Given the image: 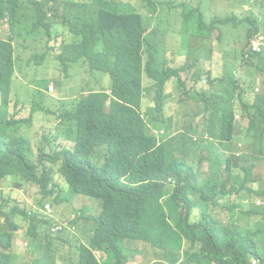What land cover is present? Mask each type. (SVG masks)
<instances>
[{
    "label": "clouds",
    "instance_id": "obj_1",
    "mask_svg": "<svg viewBox=\"0 0 264 264\" xmlns=\"http://www.w3.org/2000/svg\"><path fill=\"white\" fill-rule=\"evenodd\" d=\"M93 1L0 2L6 16L0 22V43H4L0 44L3 48L0 62L2 59L9 61L4 76L12 81L9 103H1L0 93V108L8 110L9 116L16 120L23 119L22 126L15 130L6 126L0 117V147L16 148L18 139L15 137L27 134L36 139L34 143L38 149L45 138L60 134V143L50 155L61 148L68 153L65 165L62 161L49 162L42 178L24 182L21 178L25 172L8 170L0 159V254L11 245V254L21 262L30 261V258L33 262L31 250H34L35 235L50 229L60 238L53 241V251L48 256L51 260L47 264H82L80 245L97 264H197L205 253L208 256L215 253L219 233L206 216L209 211L213 213V208L190 210L175 202L173 197L182 190L180 180L176 176L162 180L152 161L147 164L141 154L127 157L123 148L131 135L138 134L147 140L148 148L142 154L158 155V150L160 156L170 154L162 146L164 143L175 153L172 157H178L177 137L181 135L197 150L193 154L187 152L188 158L200 165L198 183L210 194L218 184L210 178V165L214 163L206 155L217 146L236 159L240 179L246 177L243 180L245 191L241 195L233 192L229 204L239 207L248 199L246 203L251 201L264 208V60L258 59L264 55V0H153L155 8L148 10L141 0H135L133 6H127L129 10L123 12L118 3L101 8L94 5L91 18L78 30L71 23L78 12L75 5L88 6ZM40 12L43 15L35 18ZM133 13L142 16L147 30L127 21ZM117 14H122L123 20ZM178 18L182 30L169 36L172 47L159 62L165 67L160 68L146 53L148 47L144 45L140 50L138 46L145 43L152 31L161 32L168 21ZM53 19V31L61 38L51 42L50 49L46 35L37 36V42H33L27 31L22 30L24 24ZM112 19L117 21L114 27L95 31L88 28ZM186 19L188 29L183 25ZM201 23L214 30L210 38H205V47L213 42L210 55L200 50L205 37L199 30ZM157 24L161 28H157ZM131 26L143 30V34L130 29ZM84 29L88 32H83ZM197 35H201L200 38ZM6 43H11V50ZM234 50L243 55L237 57L238 70L228 76L226 68L233 67L227 65L223 57ZM196 60L197 66L184 69L187 63ZM203 62H211L213 66L207 69ZM18 64L33 67L30 70L25 67L23 71L28 72H21ZM44 68L46 72L42 74ZM19 75L24 76L27 83H23ZM123 78L130 80L128 87L136 85L131 82L137 80L140 97L121 100L124 106L115 110L110 96L116 95L115 81ZM102 96L109 97L106 105L115 116L128 113L123 132L114 133L103 142L93 139L78 146L75 128L66 124L65 105L86 99L87 104L94 106L97 100L101 102ZM33 102L39 104L40 111L33 113L31 122H26L21 114H28ZM23 107L26 108L24 112ZM42 113L56 122L36 126L34 119ZM162 119L166 121L164 126L160 122ZM67 131L72 134L65 136ZM126 160L131 161L136 170L111 184L116 169ZM215 165L220 169L219 185L233 178L241 187L233 176L234 171L226 172L227 166L220 159ZM77 187H84L86 192H76ZM100 188L104 190V197L98 199L95 193ZM215 197L218 201L219 197ZM120 200L140 207L145 218L164 212L169 227L149 239L121 234L98 247L91 238L96 228L109 232L102 221L105 205L115 214ZM156 207L160 210L154 213ZM144 208L149 213L144 212ZM225 211L226 214L220 215L223 222L237 219L233 211ZM259 219L263 232L264 213ZM157 236L163 239L162 244ZM73 241L77 257L66 259L58 245ZM15 248L19 253L13 252ZM261 249L264 250V246ZM248 264H264V256L249 258Z\"/></svg>",
    "mask_w": 264,
    "mask_h": 264
},
{
    "label": "trees",
    "instance_id": "obj_2",
    "mask_svg": "<svg viewBox=\"0 0 264 264\" xmlns=\"http://www.w3.org/2000/svg\"><path fill=\"white\" fill-rule=\"evenodd\" d=\"M135 0H94L91 5H75L78 8V12L73 16V21H71L73 26H76L79 30L84 23L89 21L91 15L93 14V6L96 5L98 8L104 7L105 5H110L113 3H118V7L123 11H128V7H132V3ZM145 5V9L148 10L150 7L155 8L153 0H141ZM3 3V0H0ZM89 8V9H88ZM88 9V10H87ZM87 10V11H86ZM121 12V11H119ZM43 15L42 12L35 15V18H40ZM123 20L122 14H117ZM3 15L1 3H0V22L5 19ZM53 20H44L41 22L34 23L33 25L24 24L22 30L27 31L28 35L33 39V42H37V36L46 35L48 38L46 40L47 47L50 49L49 44L55 40L61 38L53 31ZM127 21L137 23L143 30L148 29V25L144 24L143 18L140 15H129ZM117 21L104 20L98 26H89V29L98 30L107 27L116 26ZM183 25L185 29H188V21L183 20ZM130 29H136L133 26ZM74 30V29H72ZM143 34V30L136 29ZM182 30V24L179 18L177 20L168 21V26L161 32L157 30L152 31L147 39H145L144 44H140L138 48L141 50L144 45L148 48L145 49L146 53L151 55L155 64L160 68H164L165 65L159 64L163 61V55L166 53L168 48L172 47L171 41H169V36H174L176 33L179 34ZM200 32L205 35L204 42L201 45V52L210 55L213 42L209 43L208 47H205V38H210L214 30L209 29L206 25H199ZM83 32H88V29H84ZM201 35H197L200 38ZM148 41V43H147ZM216 42L219 43V38H216ZM3 44L4 43H0ZM10 50L12 49L11 43H6ZM3 48L0 45V57L2 55ZM242 53L234 50L229 56L225 55L223 61L227 65L233 68H226V74L232 76L234 70L237 69V57L242 56ZM188 57H191L188 55ZM258 59L264 60V55L258 57ZM9 61L2 59L0 62V93H1V103L7 105L11 96L12 81L10 78L4 76L5 70L9 67ZM199 62L196 60L194 63H187L184 69L190 66H197ZM203 66L210 69L213 66L211 62H203ZM201 65V69H203ZM210 72V71H209ZM131 83H135L131 87H128L130 80L123 78L121 81H115V91L116 95L110 96L112 108L115 110L121 109L124 104L121 100L127 101L128 99L138 100L140 97V88L137 84V80H132ZM109 97L102 96L101 102L97 100L94 106L87 104L86 99L78 100L72 104L65 105L67 108V122L70 127L75 128V141L78 146H84L87 142L96 139L103 142L105 138H109L114 133H122L123 128L128 120V113L124 112L122 115L112 114V109L108 110L106 103ZM39 104L33 102L31 111L28 114L22 113L21 118H26V122H31L34 118V112L40 111L38 109ZM26 108L23 107V112ZM0 117L2 122L11 128L18 130L23 123V119L16 120L9 116V111L0 108ZM161 125H166L164 119L160 120ZM1 129H5L1 127ZM72 134V131L66 132L65 136ZM18 139L16 142V148L8 145L7 147H0V159L2 160V165L13 172L23 173L21 182L28 180L30 178H42L48 170L49 162H60L66 164L67 151L64 148L56 150L50 155L51 151L55 146L60 143L61 135L57 136L52 134L45 138L44 141L39 145L38 149L35 148L36 139L31 136H21L15 137ZM127 146L123 148V153L129 157L130 155L136 157L141 154V157L147 161L149 164H155L156 172L160 173V178L166 180L167 176H176L181 184L182 190L178 195L173 197L175 202L181 203L190 210L202 209L207 210L213 208V213L210 211L206 213V216L210 218L212 227H214L219 233V238L216 241L214 251L215 253L211 255L204 254L203 258L200 259L197 264H248L249 258H259V256H264V250L261 249L264 246V231L262 232V224L259 219L264 213L263 207L256 206L253 202L249 201V206L246 201L241 206H231L229 204L230 196L233 192L238 195L245 191V185L243 184L244 179H240V174L237 173L239 164L233 155L228 152L225 154L219 150V147L213 146L206 155L207 159L214 164H211L210 178L217 183V188L213 193L208 194L203 187L198 183V170L200 168L199 164H196L194 160L188 158V153H195L197 150L191 147L183 140L181 135L177 137V152H179L178 157H172L171 150L166 148L163 143L165 151L170 154H165L160 156L159 150L157 154H142L143 150L148 148L147 140L141 135L135 134L127 141ZM50 149L49 151H47ZM202 150V148L200 149ZM232 151V148L229 149ZM16 155V156H10ZM220 159L222 163L227 166L226 172L234 171L233 176L239 180L242 184L241 187L237 185L233 178L225 179L222 185H219L220 179L218 175L220 174V169L218 165H215ZM201 159L200 161H202ZM220 163V162H219ZM215 165V166H214ZM66 170V167H65ZM136 169L131 165V161L126 160L122 163L115 172V175L111 178L110 183L114 184L118 182L121 178L128 176L130 173L134 172ZM229 188V190L227 189ZM76 192L84 194L86 189L84 187H77ZM98 199L104 197V190L99 189L97 193ZM215 195L218 196V201L215 200ZM198 199L196 201L193 199ZM227 209L233 211L234 215H237L236 220H230L225 223L221 220L220 215L226 214ZM147 212L146 208L143 209ZM160 207L154 209V213L158 212ZM136 211V212H135ZM234 211L239 212L236 214ZM149 213V212H147ZM152 214V213H151ZM106 219V220H105ZM105 219L102 218L109 229V232H105L100 228L94 230L92 236V241L98 247H101L107 241H111V238L120 236L121 234H132L134 236L142 237L144 239H149L157 235V232L163 228H168L169 224L166 221L164 212L153 214V217L145 218L140 207L133 205L128 201H119L116 204V212L109 205H105ZM57 235H53L50 229L45 230L40 235H35V246L34 250H31L34 259L31 261L21 262L18 258L11 254V245H7L0 254V264H47L51 258L48 257L53 251V241L59 239ZM65 241V239H62ZM157 240L162 244L163 239L157 236ZM81 251L82 264H97L93 260L85 247H79ZM47 255V256H46Z\"/></svg>",
    "mask_w": 264,
    "mask_h": 264
},
{
    "label": "rangeland",
    "instance_id": "obj_3",
    "mask_svg": "<svg viewBox=\"0 0 264 264\" xmlns=\"http://www.w3.org/2000/svg\"><path fill=\"white\" fill-rule=\"evenodd\" d=\"M157 28H161V25L160 24H157L156 25ZM27 67L28 70L31 69V67L33 66H27L25 64H18V69L21 71V72H28V70L26 71H23V69ZM31 72H35L34 70H32ZM46 72L45 68L41 70V73L44 74ZM48 73L50 72V70L47 71ZM49 75V74H48ZM20 78L22 79L23 83H27V79L22 76V75H19ZM28 85H32L30 82H28ZM67 97L69 95L65 94ZM35 125L36 126H39L41 124H46L48 126V123L49 122H56L54 121V119L51 118L50 115H48L47 113H42V114H39V115H36L35 119ZM207 166H203L204 168V171L206 172L207 171ZM100 211V208L98 207V212ZM58 247L60 248V253L66 258V259H73V258H76L77 257V254L75 253L74 254V251H75V241H73L71 244H66V245H63V244H59ZM14 253H19V251H17V249L15 248V250H13ZM30 261H31V258H30Z\"/></svg>",
    "mask_w": 264,
    "mask_h": 264
}]
</instances>
